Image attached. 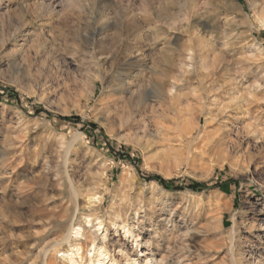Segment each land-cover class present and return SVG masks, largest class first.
<instances>
[{"label": "rangeland", "instance_id": "374dc122", "mask_svg": "<svg viewBox=\"0 0 264 264\" xmlns=\"http://www.w3.org/2000/svg\"><path fill=\"white\" fill-rule=\"evenodd\" d=\"M40 2L0 0V264H264V0Z\"/></svg>", "mask_w": 264, "mask_h": 264}, {"label": "trees", "instance_id": "16d2710c", "mask_svg": "<svg viewBox=\"0 0 264 264\" xmlns=\"http://www.w3.org/2000/svg\"><path fill=\"white\" fill-rule=\"evenodd\" d=\"M3 90L4 91H8L7 88H4ZM9 97L14 99V101H16V102L18 101V95H16V94H13V95H11ZM0 98H1V96H0ZM60 120L64 121V122H69L68 118H60ZM72 120H73V122L77 121V119H72ZM72 120H70V121H72ZM88 126L90 127L91 130H93L95 128V125H93V124H90ZM111 154H113V153L111 152ZM146 179L147 180H153V181L157 182L160 186H162L165 189H174V190H178V191L184 189L181 186L175 185L174 181H165V180H163L162 178H160L158 176H148V177H146ZM213 187L219 188L218 186H213ZM186 188L191 190V191H194V192H200V191L209 189L210 187L208 186V184L191 183L188 186H186Z\"/></svg>", "mask_w": 264, "mask_h": 264}, {"label": "bare ground", "instance_id": "6f19581e", "mask_svg": "<svg viewBox=\"0 0 264 264\" xmlns=\"http://www.w3.org/2000/svg\"><path fill=\"white\" fill-rule=\"evenodd\" d=\"M54 3L52 2V0H41L40 2V7L43 8V10H45V8H52L54 7ZM55 9V8H54ZM53 9V10H54ZM42 9H40L41 11ZM131 113V112H130ZM252 134V132H251ZM257 135V134H256ZM252 136V135H251ZM2 156V155H1ZM73 187V186H72ZM73 192V191H72ZM76 194V193H75ZM76 196V195H75ZM74 196V197H75ZM124 233L128 232V229L123 227L122 228ZM73 231V234L75 236H79L82 233V228L81 227H77V229H75L73 226H71L70 232ZM94 248H92L90 251H93ZM75 251L78 253L80 251V248H76ZM70 256L69 261L72 262V255H67ZM80 260H82V257H79ZM106 259H107V253L105 251L102 250H97L96 255L94 256V258H90L89 259V263L88 264H106Z\"/></svg>", "mask_w": 264, "mask_h": 264}]
</instances>
